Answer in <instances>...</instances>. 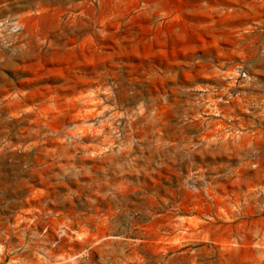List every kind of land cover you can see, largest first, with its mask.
<instances>
[{
  "label": "rangeland",
  "instance_id": "obj_1",
  "mask_svg": "<svg viewBox=\"0 0 264 264\" xmlns=\"http://www.w3.org/2000/svg\"><path fill=\"white\" fill-rule=\"evenodd\" d=\"M0 264H264V0H0Z\"/></svg>",
  "mask_w": 264,
  "mask_h": 264
}]
</instances>
